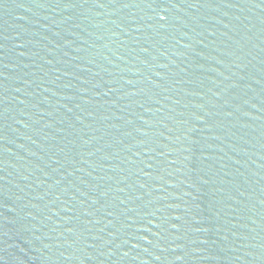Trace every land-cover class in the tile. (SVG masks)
<instances>
[{"label": "water", "instance_id": "95a60500", "mask_svg": "<svg viewBox=\"0 0 264 264\" xmlns=\"http://www.w3.org/2000/svg\"><path fill=\"white\" fill-rule=\"evenodd\" d=\"M0 264H264V0H0Z\"/></svg>", "mask_w": 264, "mask_h": 264}]
</instances>
